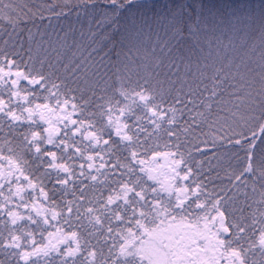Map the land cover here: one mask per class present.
Wrapping results in <instances>:
<instances>
[{
	"label": "trees",
	"instance_id": "trees-1",
	"mask_svg": "<svg viewBox=\"0 0 264 264\" xmlns=\"http://www.w3.org/2000/svg\"><path fill=\"white\" fill-rule=\"evenodd\" d=\"M154 248L264 264V0H0V264Z\"/></svg>",
	"mask_w": 264,
	"mask_h": 264
},
{
	"label": "rangeland",
	"instance_id": "rangeland-1",
	"mask_svg": "<svg viewBox=\"0 0 264 264\" xmlns=\"http://www.w3.org/2000/svg\"><path fill=\"white\" fill-rule=\"evenodd\" d=\"M252 61H253V60H252ZM251 63H253V62H250L249 65H251ZM249 65H248V66H249ZM150 252H151V253H150ZM150 252H148L147 257L150 259V258H152L153 254H154V255H155V258H156V261H153L152 264H164V263L161 262V258H162L161 254H160V253L158 254V253L155 251V248H154V250H151ZM155 253H156V254H155Z\"/></svg>",
	"mask_w": 264,
	"mask_h": 264
}]
</instances>
